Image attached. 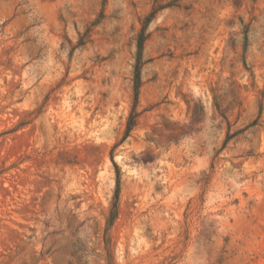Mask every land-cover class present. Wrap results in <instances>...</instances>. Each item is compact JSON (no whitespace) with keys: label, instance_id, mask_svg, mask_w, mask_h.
Segmentation results:
<instances>
[{"label":"rangeland","instance_id":"obj_1","mask_svg":"<svg viewBox=\"0 0 264 264\" xmlns=\"http://www.w3.org/2000/svg\"><path fill=\"white\" fill-rule=\"evenodd\" d=\"M0 264H264V0H0Z\"/></svg>","mask_w":264,"mask_h":264},{"label":"trees","instance_id":"obj_2","mask_svg":"<svg viewBox=\"0 0 264 264\" xmlns=\"http://www.w3.org/2000/svg\"><path fill=\"white\" fill-rule=\"evenodd\" d=\"M138 75L136 76V85H135V91L137 90V86H138ZM136 97H137V93L135 94V100H136Z\"/></svg>","mask_w":264,"mask_h":264}]
</instances>
